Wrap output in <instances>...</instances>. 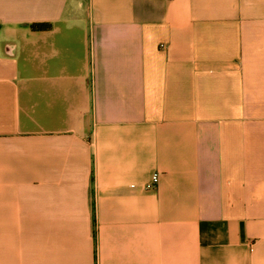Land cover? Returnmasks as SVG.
Segmentation results:
<instances>
[{"label": "crops", "instance_id": "crops-1", "mask_svg": "<svg viewBox=\"0 0 264 264\" xmlns=\"http://www.w3.org/2000/svg\"><path fill=\"white\" fill-rule=\"evenodd\" d=\"M0 264H264V0H0Z\"/></svg>", "mask_w": 264, "mask_h": 264}, {"label": "built area", "instance_id": "built-area-1", "mask_svg": "<svg viewBox=\"0 0 264 264\" xmlns=\"http://www.w3.org/2000/svg\"><path fill=\"white\" fill-rule=\"evenodd\" d=\"M158 175L153 174L150 178V181L145 185L146 190H153L155 189L156 185L158 184Z\"/></svg>", "mask_w": 264, "mask_h": 264}, {"label": "trees", "instance_id": "trees-1", "mask_svg": "<svg viewBox=\"0 0 264 264\" xmlns=\"http://www.w3.org/2000/svg\"><path fill=\"white\" fill-rule=\"evenodd\" d=\"M29 28L32 31H45L50 28V25L48 24H40V23H32L30 24Z\"/></svg>", "mask_w": 264, "mask_h": 264}]
</instances>
